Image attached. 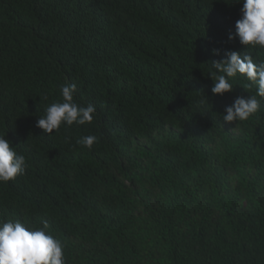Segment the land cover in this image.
I'll return each mask as SVG.
<instances>
[{
    "label": "trees",
    "instance_id": "trees-1",
    "mask_svg": "<svg viewBox=\"0 0 264 264\" xmlns=\"http://www.w3.org/2000/svg\"><path fill=\"white\" fill-rule=\"evenodd\" d=\"M21 1L0 0V264H264V36L224 4ZM60 76L80 88L48 97Z\"/></svg>",
    "mask_w": 264,
    "mask_h": 264
},
{
    "label": "clouds",
    "instance_id": "clouds-1",
    "mask_svg": "<svg viewBox=\"0 0 264 264\" xmlns=\"http://www.w3.org/2000/svg\"><path fill=\"white\" fill-rule=\"evenodd\" d=\"M150 1H154V2H153V4L151 2H149V4H150L149 9H151V7L153 5H156V4L162 5L160 7V9H156L157 10V17H159L161 20L165 17L172 15L173 13L166 14L167 12H170V11H173V12L182 11L183 14L180 15L178 17V19L190 20V19H193L194 17L200 18V16L202 15L201 12L204 11V8L207 5H211L212 3L224 4L225 6L229 5V6H232L231 11L233 12V14L230 12H228V13L235 16L234 20H236V22L238 23L237 24L238 28L235 31L236 35L242 34V35H240L241 37H243V35H245L246 37L251 36L250 39H253V40H255L258 37L264 36V0H150ZM17 2L19 3L22 1L17 0ZM22 4H24V3H22ZM23 9H24V7L20 6L19 12L22 13ZM96 10H97V7H96ZM144 10H146L149 13L148 14L147 12L144 11L145 16L151 17L150 14H152V11L147 10V9H144ZM243 10H244V13H241V11H243ZM96 12H94L92 17H96ZM101 15H102L101 18L108 17L109 19H112V17H113L111 15L110 11L107 9H104L103 13ZM244 16H249L248 24L245 23L244 21H242V18ZM132 20H137V19L134 17V18H132ZM132 20L131 21L125 20V21L127 23L126 29H128L129 35L132 37L133 41L130 43L124 44V45L122 44V46L133 47L136 50V48L138 46V42L136 41V39L134 38V36L131 32L132 29L130 27L132 26ZM164 21L166 22L167 19ZM103 22H104V20L98 21V24L100 25ZM240 22H242L245 26L240 24ZM19 26H21V25L19 24ZM106 26H103L104 29L106 28ZM183 31H187V29H185ZM244 31L247 33L244 34ZM68 33L71 34L74 38H76L75 33L71 32V31ZM109 33H111L113 36L118 37V38L123 37V32L120 29L111 31ZM183 34H186V33H183ZM19 35H20V38L23 39V41L27 40L29 38H33V40L36 41V39L31 36V35H34L33 32L26 30L25 28H22V31H19ZM86 41L87 40L85 39V42ZM242 45H243V43H242ZM83 46H81V47L78 46L80 51L82 50ZM243 47L245 48L244 45H243ZM42 53L46 57L47 64L49 61L52 68L57 69V70H62L66 66V64H68V63L71 66H75L76 63H79L75 58L76 52H74V51L72 53H69V52L64 53L61 51V52H53L51 54H49V52H47L48 57L44 52H42ZM65 78H67V77L60 76L59 78L55 79L52 82V84L50 85L48 97L51 94H53V97H56V98L57 97L58 98L59 97L70 98L72 93L76 89L80 88V86L78 84L80 79L75 80L71 77H68L71 79V80H68ZM89 78H91L92 80H97V79L92 78V77H89ZM80 84H81V81H80Z\"/></svg>",
    "mask_w": 264,
    "mask_h": 264
}]
</instances>
